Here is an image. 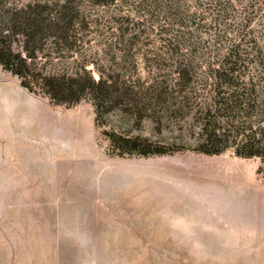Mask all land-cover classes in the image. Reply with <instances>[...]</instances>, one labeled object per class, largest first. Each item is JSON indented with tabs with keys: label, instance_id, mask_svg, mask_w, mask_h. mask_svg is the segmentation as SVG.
Instances as JSON below:
<instances>
[{
	"label": "rangeland",
	"instance_id": "1",
	"mask_svg": "<svg viewBox=\"0 0 264 264\" xmlns=\"http://www.w3.org/2000/svg\"><path fill=\"white\" fill-rule=\"evenodd\" d=\"M50 1L79 25L39 53L47 71L86 65L145 87L170 80L168 64L238 42L246 70L264 77L259 0ZM164 110L117 107L98 125L90 98L52 103L0 64V264H264V162L194 150L195 120ZM104 129L188 146L119 155Z\"/></svg>",
	"mask_w": 264,
	"mask_h": 264
},
{
	"label": "trees",
	"instance_id": "2",
	"mask_svg": "<svg viewBox=\"0 0 264 264\" xmlns=\"http://www.w3.org/2000/svg\"><path fill=\"white\" fill-rule=\"evenodd\" d=\"M259 1L264 4V0ZM94 2L109 4L114 0ZM192 15L187 14L189 18ZM78 25V14L65 2L0 0V64L17 76L23 87L48 97L52 103L69 107L90 98L98 125L105 123L104 114L117 107L135 114L157 107L170 114L182 111L197 126L194 150L218 154L234 147L236 154L258 156L264 162V77L246 70L238 42L224 45L218 59L168 64L164 68L169 71L163 76L173 77L158 81L159 77L153 75L154 81L145 87L126 78L127 72L97 78L86 65L71 71L41 67L39 53L49 41L65 45ZM103 133L112 151L119 155L173 153L188 146L114 129H104Z\"/></svg>",
	"mask_w": 264,
	"mask_h": 264
}]
</instances>
